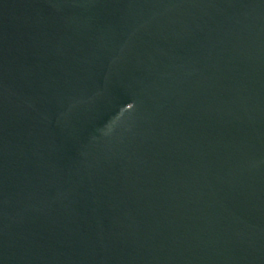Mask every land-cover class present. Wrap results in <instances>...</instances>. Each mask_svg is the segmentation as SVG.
<instances>
[{"label": "water", "instance_id": "95a60500", "mask_svg": "<svg viewBox=\"0 0 264 264\" xmlns=\"http://www.w3.org/2000/svg\"><path fill=\"white\" fill-rule=\"evenodd\" d=\"M0 264H264V0H0Z\"/></svg>", "mask_w": 264, "mask_h": 264}]
</instances>
